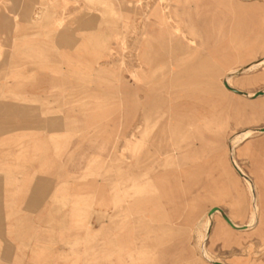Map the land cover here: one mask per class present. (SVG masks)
<instances>
[{
  "label": "rangeland",
  "instance_id": "1",
  "mask_svg": "<svg viewBox=\"0 0 264 264\" xmlns=\"http://www.w3.org/2000/svg\"><path fill=\"white\" fill-rule=\"evenodd\" d=\"M146 4L0 0V264H264V0Z\"/></svg>",
  "mask_w": 264,
  "mask_h": 264
},
{
  "label": "bare ground",
  "instance_id": "2",
  "mask_svg": "<svg viewBox=\"0 0 264 264\" xmlns=\"http://www.w3.org/2000/svg\"><path fill=\"white\" fill-rule=\"evenodd\" d=\"M164 1V0H163ZM166 1V0H165ZM242 2H249V1H258V0H240ZM162 3V0H156L155 2V7H152L151 3H150V0H147V4H146V10H145V17L150 20V17L151 15H154L156 16L158 19L157 22L159 23H168V18H167V14L165 13L164 11V8L163 6L161 5ZM154 4V3H153ZM154 6V5H153ZM251 7L252 9H255V6L254 5H251L249 6ZM168 13V12H167ZM169 15V13H168ZM170 16V15H169ZM154 18V17H153ZM246 18V16H245ZM146 19V20H147ZM170 19V18H169ZM172 22V21H171ZM150 24V23H149ZM172 24V23H171ZM174 25V24H173ZM246 25V24H245ZM167 26V25H166ZM177 26V25H176ZM167 28V27H166ZM174 28V27H173ZM175 28H178L177 30H179V27H175ZM246 28V26H245ZM192 29V26H190V30ZM245 30V29H244ZM146 32V31H145ZM182 32V31H181ZM245 32V31H244ZM184 33V32H182ZM253 35V34H252ZM251 35V36H252ZM244 37V36H243ZM248 37V36H247ZM187 40H190V39H187ZM244 40V39H243ZM264 66V55L261 56L260 58L258 59H255L251 62H249L248 64L238 68V69H234V70H230L229 72L226 73V75L224 76L223 78V84L225 81H227L229 83V85L231 87H234V88H237V89H240V90H243L241 88H238L234 85L232 79L233 77H235L236 75H234L235 73H238L240 71H242L241 73H245V72H249V71H253L255 69H258L260 67ZM225 86V84H224ZM226 87V86H225ZM227 88V87H226ZM228 89V88H227ZM230 90V89H229ZM264 91V87L261 89ZM231 92H233L232 90H230ZM245 91V90H243ZM257 91V90H256ZM249 93V96H245L247 98H250V99H258L260 97H264V94L263 95H260L258 97H253L254 93L255 92H249V91H246ZM235 93V92H233ZM237 94V93H236ZM244 96V95H242ZM263 127V126H262ZM262 127H259V128H254V127H249V128H246L240 132H237L235 133L230 139H229V145H228V148H229V157H230V162H231V165L232 167L238 172V174L242 177V179H244L246 181V183L248 184V188H249V191H250V194H251V198H252V210H251V215H250V219L247 223L245 224H239L238 222L235 221V219L229 215L228 213V216L230 217V219L236 224L238 225V227H240L239 229H235L236 231H246L248 229H250L251 227H253L254 225H256L258 222H259V212H260V200H259V196L257 194V184L255 183V181L253 180V178L251 177V175L240 165V163L238 162L236 156H235V149L237 147L238 144L246 141L247 139H249L253 134L255 133H264L262 132L260 129ZM257 136V135H256ZM213 207H218V206H213ZM212 207V208H213ZM211 208V209H212ZM216 214H221L219 211L215 212L214 214L212 215H209V212L207 214V219H206V222H205V232L204 234L202 235L201 239L203 238V242L206 238L207 235H209L210 231H211V228H212V218L214 215ZM233 228V227H232ZM234 229V228H233ZM202 242V243H203ZM201 247V246H200ZM202 249H203V253H204V256L207 258V260L211 263H216V262H222L220 260H216L214 258H212L213 256H210L207 252V250L205 249L204 247V244H202ZM224 263V262H222ZM226 264V263H224Z\"/></svg>",
  "mask_w": 264,
  "mask_h": 264
},
{
  "label": "water",
  "instance_id": "3",
  "mask_svg": "<svg viewBox=\"0 0 264 264\" xmlns=\"http://www.w3.org/2000/svg\"><path fill=\"white\" fill-rule=\"evenodd\" d=\"M242 71L238 72V73H235L234 75H239ZM225 86L232 90L233 92L239 94V95H244V96H249V93L246 92V91H243V90H240V89H237V88H234V87H231L229 85V83L227 81L224 82ZM264 94V91L263 90H259V91H256L253 95V97H258L260 95H263ZM262 132H264V127H262L260 129ZM219 211L222 215V217L225 219V221L231 226L233 227L234 229H239L240 227H238V225H236L231 219L230 217L228 216V214L220 207H213L212 209H210L209 211V215H212L214 214L215 212ZM215 264H224L222 262H216Z\"/></svg>",
  "mask_w": 264,
  "mask_h": 264
},
{
  "label": "crops",
  "instance_id": "4",
  "mask_svg": "<svg viewBox=\"0 0 264 264\" xmlns=\"http://www.w3.org/2000/svg\"><path fill=\"white\" fill-rule=\"evenodd\" d=\"M255 2V1H254ZM244 90V89H243ZM246 91V90H245ZM250 92V91H249Z\"/></svg>",
  "mask_w": 264,
  "mask_h": 264
}]
</instances>
